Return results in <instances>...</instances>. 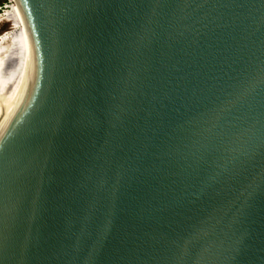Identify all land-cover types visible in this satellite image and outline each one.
I'll list each match as a JSON object with an SVG mask.
<instances>
[{
    "label": "water",
    "instance_id": "obj_1",
    "mask_svg": "<svg viewBox=\"0 0 264 264\" xmlns=\"http://www.w3.org/2000/svg\"><path fill=\"white\" fill-rule=\"evenodd\" d=\"M26 3L0 264H264V0Z\"/></svg>",
    "mask_w": 264,
    "mask_h": 264
},
{
    "label": "bare ground",
    "instance_id": "obj_2",
    "mask_svg": "<svg viewBox=\"0 0 264 264\" xmlns=\"http://www.w3.org/2000/svg\"><path fill=\"white\" fill-rule=\"evenodd\" d=\"M7 8L8 9H6L3 14H0V23L9 22L11 24V28L0 35V44L10 32H12L25 22L33 19L32 13L29 11L26 0H18L17 3L12 4Z\"/></svg>",
    "mask_w": 264,
    "mask_h": 264
},
{
    "label": "rangeland",
    "instance_id": "obj_3",
    "mask_svg": "<svg viewBox=\"0 0 264 264\" xmlns=\"http://www.w3.org/2000/svg\"><path fill=\"white\" fill-rule=\"evenodd\" d=\"M4 0H0V3L3 2ZM18 0H5L4 3L0 5V14H3L7 7L11 6L12 4L17 3ZM5 3L7 5H5ZM11 28V24L9 22L6 23H0V35L3 34L6 30Z\"/></svg>",
    "mask_w": 264,
    "mask_h": 264
},
{
    "label": "trees",
    "instance_id": "obj_4",
    "mask_svg": "<svg viewBox=\"0 0 264 264\" xmlns=\"http://www.w3.org/2000/svg\"><path fill=\"white\" fill-rule=\"evenodd\" d=\"M4 1H5V0H4ZM4 1H3V2H1V3H0V5H1L2 3H4Z\"/></svg>",
    "mask_w": 264,
    "mask_h": 264
},
{
    "label": "built area",
    "instance_id": "obj_5",
    "mask_svg": "<svg viewBox=\"0 0 264 264\" xmlns=\"http://www.w3.org/2000/svg\"><path fill=\"white\" fill-rule=\"evenodd\" d=\"M5 5H7V4L5 3Z\"/></svg>",
    "mask_w": 264,
    "mask_h": 264
}]
</instances>
